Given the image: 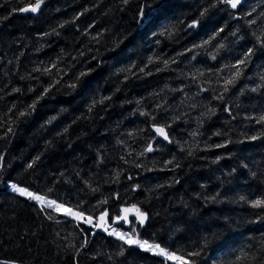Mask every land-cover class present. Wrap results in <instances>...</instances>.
<instances>
[{
  "label": "trees",
  "instance_id": "16d2710c",
  "mask_svg": "<svg viewBox=\"0 0 264 264\" xmlns=\"http://www.w3.org/2000/svg\"><path fill=\"white\" fill-rule=\"evenodd\" d=\"M35 2L0 0V264H176L12 184L94 224L107 211L106 226L194 264L264 260V207H252L264 200V0H44L18 13ZM133 205L144 226L135 213L112 223Z\"/></svg>",
  "mask_w": 264,
  "mask_h": 264
},
{
  "label": "snow or ice",
  "instance_id": "6c2138e0",
  "mask_svg": "<svg viewBox=\"0 0 264 264\" xmlns=\"http://www.w3.org/2000/svg\"><path fill=\"white\" fill-rule=\"evenodd\" d=\"M43 2H44V0H36L35 4H31L29 7L22 8V9H20V11L36 12L41 7ZM123 2L125 4H127L128 0H123ZM221 2L230 5L231 8L235 9L237 7V5L241 3V0H221ZM145 7H147V5L142 6L140 8L139 14H140L142 19L145 18ZM206 12H207V9L202 11L200 13V16L203 17L206 14ZM249 23H255V21H250ZM198 24H199V20L194 19V20H192L191 24L188 25V27L189 28H195L198 26ZM220 31H223V29H221ZM217 35H218V33H217ZM232 35H236V33H233ZM214 38L215 37H213V39ZM258 42H260L261 44H264V41H260L259 37H258ZM207 43H210V41L204 42V44H207ZM194 47H203V45L194 46ZM220 47H223V45H220ZM189 51H192V49H189ZM252 52H253V49L249 48L247 53H245L244 59L238 60L236 62V64L231 66V68L234 69V71L231 72V75L228 78L224 79V84H223L224 92H227L229 90V86L235 85L236 81L239 79V77L241 75V67L240 66L246 63L247 59L250 57ZM214 58L215 57H213V59ZM165 63L167 65V62H165ZM81 75H86V73H81ZM262 79H264V77H262ZM73 87H75V85H73ZM252 91H256V89L253 88ZM44 92L47 93L48 89H45ZM40 98H42V96ZM219 98L222 99L223 96L221 95ZM38 100H39V98H38ZM38 100L34 101L33 104L28 106V108L34 110L36 103H38ZM101 102H103V101H101ZM141 114L142 115H148L147 113H141ZM19 115L21 117H23L26 115H30V112L29 111H22V112H20ZM152 119L155 120V117L153 116ZM259 119H260V121H264V116H261ZM153 129L158 136L163 137L165 140H169V136H168L167 132L165 131L164 126H157L154 123ZM12 131H13V129L11 127H9L7 129V132L5 133V135H7L8 133H11ZM193 135H195V133H193ZM253 139H255V137H253ZM169 142H171V141H169ZM218 147H222V145H218ZM152 150L153 149H152L151 144H149L148 147L145 149V151H148V152H150ZM37 159H39V157H37ZM169 163H171V161H169ZM32 166L33 165L31 163L28 165L29 168H31ZM118 175L119 174H117V176ZM11 187H12L13 191L18 192L21 196H26L33 201L39 202L41 205H44L47 208H52L56 211H59L60 209H62L64 207L62 204H58L54 200H47L45 198V196L34 194L25 188L18 187L16 184H12ZM217 195H219V193ZM212 199H216V197H212ZM240 199L243 200L244 197L242 196V197H240ZM252 207H264V200L253 201ZM133 210L135 211V215L137 217L138 224L140 226H144L147 223V221L149 220V215L146 212L141 211L135 205L132 206V209L123 208L121 211L125 215H123L122 217L118 216L117 219L118 220L123 219L126 221L128 218L127 214ZM65 213H66V215L71 216L74 219L83 220L86 223L91 224L95 228H104L105 231L108 230L105 227L107 219H108V212L107 211H104L101 213V215L99 217V222L95 223V224L93 223L92 217L85 218L84 214L82 212L73 211L72 209L68 208V209H65ZM49 218L51 219V217H49ZM108 234L115 236L117 239L123 241L125 244H128L129 246H133V245L137 246L144 251L151 252L157 256L164 257L166 260L175 261L176 264H194V262L192 260L186 258L184 255H176L175 253L169 251L167 248L162 247L161 244H159V243H150L148 240L139 239L136 236L135 229L133 230L132 234H129L126 232H120V231H117L115 229H112L111 231H109ZM186 255H187V257H192V256H199L200 253L199 252H190V253H187ZM237 260H239V258H237ZM257 264H264V260L257 261Z\"/></svg>",
  "mask_w": 264,
  "mask_h": 264
},
{
  "label": "water",
  "instance_id": "95a60500",
  "mask_svg": "<svg viewBox=\"0 0 264 264\" xmlns=\"http://www.w3.org/2000/svg\"><path fill=\"white\" fill-rule=\"evenodd\" d=\"M242 1V0H241ZM36 3V2H35ZM35 3H33V4H35ZM30 6V5H29ZM29 6H25V7H29ZM25 7H22V8H25ZM21 8V9H22ZM38 11V10H37ZM36 11V12H37ZM28 12H31V11H20V9H19V11H18V13H20V14H23V13H28ZM31 13H35V12H31ZM150 130H151V132L154 134V136H155V138H157V139H160L161 141H166L163 137H161V136H158L157 134H156V132L154 131V129H153V125L152 126H150ZM129 209H132V208H129ZM135 213V211L133 210V211H130L128 214H127V217H129V216H131V215H133ZM123 215H125L123 212H121L118 216H123ZM117 216V217H118ZM117 217L112 221V223H117V222H119V221H123V219H117Z\"/></svg>",
  "mask_w": 264,
  "mask_h": 264
},
{
  "label": "rangeland",
  "instance_id": "374dc122",
  "mask_svg": "<svg viewBox=\"0 0 264 264\" xmlns=\"http://www.w3.org/2000/svg\"><path fill=\"white\" fill-rule=\"evenodd\" d=\"M16 193H18V192H16ZM24 197H26V196H24ZM28 198V197H27ZM31 200V199H30ZM33 201V200H32ZM33 202H35L38 206H40V207H46V206H44V205H41L39 202H36V201H33ZM52 209V208H51ZM52 210H54V209H52ZM55 212H58V213H61V214H63L64 216H67V217H70V218H72V219H74L73 217H71V216H68V215H66V213H65V208H62V209H60L59 211H56V210H54ZM85 218H87L86 216H84ZM75 221H78V222H84V223H86L85 221H83V220H77V219H74ZM96 222L98 223L99 222V219L98 220H96ZM86 224H88V223H86ZM112 225H110V226H106L105 225V227L108 229L107 230V232L109 233V231H111L112 229H115V228H113V227H111ZM101 229H104V228H101ZM115 230H117V229H115ZM117 231H119V230H117ZM120 232H123V231H120ZM162 258H164V257H162ZM165 259V258H164ZM175 262V261H174Z\"/></svg>",
  "mask_w": 264,
  "mask_h": 264
}]
</instances>
